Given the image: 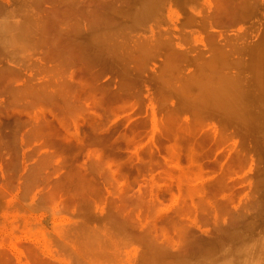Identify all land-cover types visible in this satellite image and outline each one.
Wrapping results in <instances>:
<instances>
[{
	"label": "rangeland",
	"instance_id": "obj_1",
	"mask_svg": "<svg viewBox=\"0 0 264 264\" xmlns=\"http://www.w3.org/2000/svg\"><path fill=\"white\" fill-rule=\"evenodd\" d=\"M0 30V264H264V0H0ZM67 58L103 104H10Z\"/></svg>",
	"mask_w": 264,
	"mask_h": 264
},
{
	"label": "bare ground",
	"instance_id": "obj_2",
	"mask_svg": "<svg viewBox=\"0 0 264 264\" xmlns=\"http://www.w3.org/2000/svg\"><path fill=\"white\" fill-rule=\"evenodd\" d=\"M152 3L151 2H148L147 3V5H146V7H145V9H143V10H141L139 13H138V17L140 16V14L142 13L143 15L142 16H148L149 14H150V12H151V10H153L152 8ZM93 12V11H92ZM92 12H90V13H92ZM137 15V14H136ZM141 16V17H142ZM35 21H41V20H39V17H37L36 19H35ZM40 23V22H39ZM20 24V23H19ZM21 25V24H20ZM2 28V27H1ZM7 28H8V26H7ZM7 28L6 27H3V29L4 30H6L7 31ZM9 29V28H8ZM4 30L2 31V32H4ZM126 30V29H125ZM1 31V30H0ZM5 31V33H7ZM117 31V30H116ZM25 32H27V31H25L24 30V33ZM8 34V33H7ZM0 35H1V32H0ZM4 35V34H3ZM9 35V34H8ZM9 36H7L6 38H8ZM13 38V37H12ZM1 39V38H0ZM11 38H9V40H10ZM3 40H6L5 39V36H4V39ZM9 40H7L6 41V43L7 42H10L11 43V41H9ZM13 40V39H12ZM1 41V40H0ZM4 41H1L0 42V51L1 50H4V52H5V49L7 48L5 45H4V43H3ZM5 43V44H6ZM132 44V43H131ZM130 44V45H131ZM136 44V43H135ZM134 44V45H135ZM117 45V44H116ZM129 45V46H130ZM6 47V48H5ZM8 48H9V46H8ZM132 48V47H131ZM133 48H134V46H133ZM7 51V50H6ZM68 57H70V56H68ZM61 59L63 60V58H62V56H61ZM68 59V58H67ZM64 60V61H68L67 63H61V64H59V62L57 63V65L56 66H52V67H47L46 69H47V71H46V77H44L45 79H42V81H38L37 79H35V81H32L34 78V76L33 77H31L32 78V80H31V78L29 79L30 80V82L31 83H27L25 86H24V88L22 87V88H17L16 86V88H14L12 85H9V86H11V89H10V92H11V101H10V104H11V102L13 103V104H17V103H20L21 104V101L22 100H24V102H25V100L26 99H28L29 100V103H30V105H34V104H50V106H52V105H56V106H59L60 107V109L61 110H65L66 108H67V106H68V108H69V106H72L73 104H74V108H75V105H77V107L78 106H80L79 108H83L81 105H80V99L82 100L83 98V102H84V105H85V107H86V104H88L87 102H89V98H93V100L95 99V102H94V104L96 103V104H103V103H101V102H104L100 97L101 96H97L96 97V93L95 92H93V91H91L90 89H91V87H90V83H89V81H85V80H83V79H78L77 78V76H78V73L79 72H77V71H74L72 68L74 67H76L77 65H78V62H77V60L75 59V58H70V59H68V60ZM61 61V60H60ZM73 65V66H72ZM88 65V67L90 66V64H87ZM69 68H71L72 70L71 71H69V73L67 74V72H68V69ZM62 69V70H61ZM61 70V71H60ZM4 77V76H3ZM256 76H255V74L252 76V77H250V81H249V83H248V85H250V82L251 81H253V82H255V85L256 84H258V83H260V80H258V81H256L254 78H255ZM37 78V77H36ZM41 78H43V77H41ZM40 78V79H41ZM6 80V79H5ZM36 80H37V84H32V82L34 83H36ZM240 80V79H239ZM239 80H237L238 82H240ZM39 82V83H38ZM238 82H233V83H231V87H239L240 85L238 84ZM2 83H6V82H2ZM1 83V84H2ZM59 85V87H57ZM8 86V87H9ZM257 87L259 86V85H256ZM256 86H253V87H256ZM256 87V88H257ZM216 94H215V96L217 97V98H223V99H225V102H231V101H233L234 100V97H233V94L231 93V92H226V91H224V96H223V89H217L216 91ZM258 91H255L254 92V94L255 93H257ZM87 98L89 99V100H87ZM87 101V102H86ZM5 102V101H4ZM9 102V101H8ZM8 102H7V104H8ZM23 102V101H22ZM26 102H28L27 100H26ZM82 102V103H83ZM6 103V102H5ZM4 103V104H5ZM77 103H79V104H77ZM0 104H2V106H3V103H1L0 102ZM6 104V105H7ZM27 104V103H26ZM25 104V105H26ZM92 104V103H91ZM24 105V104H23ZM22 105V106H23ZM62 105V106H61ZM66 105V108L64 107ZM90 105V104H89ZM88 105V106H89ZM14 106V105H13ZM26 107V106H25ZM54 107V106H53ZM61 107H63V109L61 108ZM1 108V107H0ZM72 108V107H71ZM74 108H72V110L74 109ZM2 109V108H1ZM43 109V110H42ZM56 109V108H55ZM86 109V108H85ZM45 110H47V108L45 109ZM44 110V108H41V112L39 111V114L37 113V115L35 114L34 115V117L33 118H31L30 116L29 117H26V120L29 118H31V120H33V121H37L38 122V120H39V122L37 123H35V122H32L33 124L35 123L36 125H34V127L36 128L38 125H39V123H40V117H42L43 118V116H45V114H46V111ZM49 110V109H48ZM47 110V111H48ZM57 110V109H56ZM59 110V109H58ZM57 110V112H59ZM76 110V109H75ZM79 110V109H78ZM82 110V109H81ZM88 110H92L91 108H88ZM51 112H53L54 110L53 109H51L50 110ZM66 111V110H65ZM69 110H67V112L66 113H69L68 112ZM83 111V110H82ZM81 111V112H82ZM36 112V111H35ZM38 112V111H37ZM72 112V111H71ZM94 113H96L95 111H93ZM28 113H30L29 111H28ZM27 113V114H28ZM56 113V112H55ZM74 113V112H73ZM73 113L71 114V118H73L72 117V115H73ZM17 114V113H16ZM18 114H20V112L18 113ZM32 114V113H31ZM49 114V113H48ZM51 115H53V116H55L54 115V113H50ZM76 114H77V110H76ZM75 114V115H76ZM12 115V114H11ZM13 115H14V113H13ZM23 115V114H22ZM47 115V114H46ZM56 115H58V114H56ZM61 115V114H60ZM65 115H67V114H65ZM70 115V113L68 114V116ZM78 115V114H77ZM98 115H100V114H98ZM27 116V115H26ZM49 116V115H48ZM47 116V117H48ZM52 116V117H53ZM47 117H45V118H47ZM58 117H61V116H58ZM67 116H65V118H66ZM69 117V118H70ZM12 118V117H11ZM23 118H24V116H23ZM40 118V119H39ZM44 118V119H45ZM55 118H57V116L55 117ZM68 118V117H67ZM74 118L76 119V117L74 116ZM74 118L72 119L73 121H74ZM1 119V118H0ZM28 119V120H29ZM43 119V120H44ZM53 119V118H52ZM58 119V118H57ZM57 119L55 120V121H57ZM62 119H64V117H62ZM22 120H24V119H21V118H15V121H17L16 123V125H18V122L19 123H21V124H19V127H21L22 128V131L24 130L23 129V123H26V120L25 121H22ZM42 120V121H43ZM46 120H48V119H46ZM78 120V119H77ZM77 120H75L76 122H77ZM11 121V119H9V122ZM51 121V120H50ZM50 121H47L48 123L50 122ZM53 122H54V120H52ZM51 121V122H52ZM58 121H61V122H63L61 119L60 120H58ZM57 121V122H58ZM65 121H68V120H66L65 119ZM71 121V120H70ZM72 121V122H73ZM3 122V121H2ZM1 122V123H2ZM6 122V121H5ZM0 123V124H1ZM4 123V122H3ZM2 123V124H3ZM15 123V122H14ZM65 123V122H64ZM73 123H75V122H73ZM1 124V125H2ZM13 124V123H12ZM27 124H28V122H27ZM33 124H32V127H33ZM38 124V125H37ZM53 124V123H52ZM58 123H54V125L56 126ZM4 125V124H3ZM5 125H8L7 123H5ZM9 125H11V124H9ZM26 125V124H25ZM29 125H31V124H29ZM40 125H41V123H40ZM39 125V126H40ZM43 125V124H42ZM45 125V124H44ZM59 125H60V122H59ZM64 124L62 123L61 124V126H63ZM14 126V127H13ZM11 125L10 127H13L14 129H16L15 128V124L14 125ZM38 126V128L35 130V128L33 129V128H31L29 131L30 132H28V133H31L32 131V129H33V134H37L38 133V129L40 128ZM47 126V125H46ZM49 126V125H48ZM50 126H52L51 124H50ZM60 126V127H61ZM65 126V125H64ZM1 127V126H0ZM3 127V126H2ZM42 127V126H41ZM53 127V126H52ZM57 127H58V125H57ZM56 127V128H57ZM4 128V130H6L5 128L6 127H3ZM18 128V127H17ZM65 128H66V126H65ZM13 129V131H11V129H10V131L11 132H14L15 130ZM43 129H44V127H43ZM43 129H42V132H44L43 131ZM51 129V128H50ZM53 129V128H52ZM67 129V128H66ZM79 129V128H78ZM17 130V129H16ZM20 130V129H19ZM41 130V129H40ZM45 130V129H44ZM56 129H54V131H55ZM58 130H60L59 129V127H58ZM67 130H69V129H67ZM2 131V134L1 135H4V136H2L3 138H5V137H8L10 134H6V132H4L3 130H1ZM0 131V132H1ZM7 131V130H6ZM9 131V132H10ZM18 131V130H17ZM16 131V132H17ZM24 131H26V130H24ZM37 133H36V132ZM48 131L49 130H47L46 131V133L48 134ZM53 131V130H52ZM74 131V130H73ZM78 131V130H77ZM26 132V133H27ZM35 132V133H34ZM40 132V131H39ZM50 132L51 131H49V134H50ZM56 132V131H55ZM68 132V131H67ZM72 132V131H71ZM70 132V130H69V134L71 133ZM75 132H76V129H75ZM8 133V132H7ZM20 133H22L21 131L18 133V134H20ZM26 133H24L25 135H27ZM46 133L44 132V134L46 135ZM79 133H80V130H79ZM39 134V133H38ZM41 134V133H40ZM43 134V135H44ZM53 134V133H52ZM51 134V135H52ZM58 134H60L61 135V133H59L58 132ZM72 135H73V138L76 136L73 132L71 133ZM77 134V133H76ZM23 135V134H22ZM21 135V136H22ZM32 135V134H31ZM42 135V134H41ZM57 135V134H56ZM75 135V136H74ZM79 135H81V133L79 134ZM79 135L77 136L78 138L77 139H79ZM84 135V133L82 134V136ZM104 135V134H103ZM106 135V134H105ZM10 136H13V135H10ZM30 136V135H29ZM48 136V135H47ZM50 136V135H49ZM53 136H55L54 134H53ZM52 136V137H53ZM97 136H99V135H97ZM96 135H95V137H97ZM108 136V135H107ZM24 137V136H23ZM43 137V139H45L46 138V136H45V138H44V136H42ZM51 137V136H50ZM56 137V136H55ZM60 137V136H59ZM62 137V136H61ZM81 137V136H80ZM101 137H103L102 135H101ZM104 137H106V136H104ZM102 138V139H107V138ZM10 138H12V137H10ZM10 138H8L9 140H7L8 142H11V143H13V139L15 138V136L13 137V141H10ZM26 138V139H25ZM94 138V137H93ZM100 138V136L99 137H97V140ZM2 139V138H1ZM18 139L19 138H15V140H17L18 141ZM46 139H49L48 137L46 138ZM53 139V138H52ZM57 139V138H56ZM59 139H61L62 140V138H59ZM82 139H84V136H83V138H81L80 140L81 141H79V142H84V141H82ZM95 140H96V138H94ZM5 140V139H4ZM25 140H27V136H25L24 137V141ZM49 140H51V139H49ZM48 140V142L46 143V144H50V141ZM63 140H65L66 141V139H63ZM74 140V139H73ZM100 140H101V138H100ZM6 141V142H7ZM17 141H15L14 143H16ZM23 141V142H24ZM57 141V140H56ZM60 141V140H59ZM58 141V142H59ZM71 141V140H70ZM94 141V140H93ZM102 141V143L104 144V143H106V140H101ZM101 141H99V144L102 146V144H101ZM2 144H5L6 142L5 141H3V139H2V141H0ZM7 142V143H8ZM27 142V141H26ZM39 142L40 143H42L43 141H41V140H39ZM38 142V143H39ZM64 141H62V143H63ZM76 142H78V140H76ZM95 142V141H94ZM98 142V141H97ZM13 143V144H14ZM21 143V142H20ZM37 143V144H38ZM44 144H45V142H43ZM53 143V142H52ZM51 143V144H52ZM74 143V142H73ZM8 144H10V143H8ZM8 144L7 145H2V147H3V149H4V147H7L8 146ZM21 144H23L24 145V143H21ZM29 144V142L28 143H26L25 144V146L26 145H28ZM36 144V145H37ZM45 144V145H46ZM61 144V143H60ZM59 143L57 144V145H60ZM66 144V143H65ZM69 144V143H68ZM76 144V143H75ZM84 144V143H83ZM12 145V144H11ZM14 145H16V144H14ZM32 144L30 143V146H31ZM57 145H55V147H57ZM16 146H18V145H16ZM29 146V145H28ZM33 146H35V144L33 143ZM32 146V147H33ZM41 146H42V144H41ZM40 145H39V148H38V146H37V148L39 149V151H40V148H45V146H43V147H41ZM53 146V145H52ZM66 146V145H65ZM73 146V145H72ZM71 146V148H75L76 149V147H72ZM86 146V145H85ZM12 147H15V146H12ZM27 147V146H26ZM59 147H61V148H63L62 146H59ZM59 147H57L56 149H60ZM44 148H43V152H44ZM66 148V147H65ZM65 148H63L62 150H64ZM71 148H70V150H71ZM77 148H78V146H77ZM79 148H83V147H79ZM6 149V148H5ZM34 149V148H33ZM36 149V148H35ZM45 149H48V150H52V147H50V148H48V147H46ZM66 149H69V147L68 148H66ZM27 150V149H26ZM25 150V151H26ZM31 150V149H30ZM37 150V149H36ZM46 151V152H49V153H47V154H50V155H52L51 153L53 152V153H55L54 151H51V153H50V151ZM72 150H74V149H72ZM5 151V150H4ZM35 151V150H34ZM41 151V152H42ZM57 151V150H56ZM61 151V150H60ZM64 151H67L68 152V150H64ZM80 151H82V150H80ZM80 151H78V152H80ZM29 153H30V151H28ZM28 153V154H29ZM37 153V152H36ZM40 153V152H39ZM57 153V152H56ZM58 153H60V152H58ZM57 153V154H58ZM61 153H63V151H61ZM76 153V152H75ZM97 154H99L98 153V151H97ZM48 156V155H47ZM95 156V155H94ZM94 156H93V159H95V160H97L96 158H98V159H100L99 160V162L100 161H104L105 160V158H107V157H105L106 156V154H105V158L103 157V154L102 155H100V156H102L103 157V159H102V157L101 158H99V155H98V157H97V155H96V157L94 158ZM46 158H48V157H46ZM102 159V160H101ZM107 160H108V158H107ZM107 160H105L104 162H107ZM94 160H92V162H93ZM99 162H95L94 164H96V163H99ZM93 164V165H94ZM97 168L99 169V166H97ZM94 169H96V167L94 168ZM105 216V215H104ZM123 226H124V224H122Z\"/></svg>",
	"mask_w": 264,
	"mask_h": 264
}]
</instances>
